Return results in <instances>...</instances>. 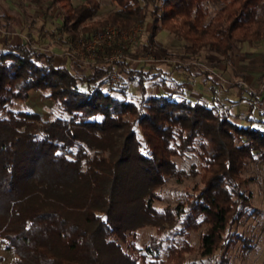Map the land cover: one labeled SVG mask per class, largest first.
<instances>
[{"label":"trees","instance_id":"trees-1","mask_svg":"<svg viewBox=\"0 0 264 264\" xmlns=\"http://www.w3.org/2000/svg\"><path fill=\"white\" fill-rule=\"evenodd\" d=\"M111 1L117 9L98 19L94 18L100 6L91 1L73 5L72 0H51V5L62 10L60 30L75 39L107 26L143 25L150 15L151 33L133 56H148L154 47L162 58L174 57L156 44L161 30L186 42L183 55H175L182 59L198 57L205 49L230 57L238 44L264 41V0ZM0 18L6 19L8 28L11 20L4 13ZM50 37H55L54 30L30 38L42 43ZM192 65L175 68L192 71L198 66ZM117 68L120 75L138 79L142 92L138 104L104 89L108 73L104 67L79 72L25 41L0 50V242L17 255L11 264H106L101 248L112 244L108 237L126 236L112 214L114 199L130 188L131 183L119 185V172L125 167L142 181L141 225H154L162 234L166 223L178 220L180 231L174 235L202 231L198 247L203 256L230 249L237 241L248 248L231 228L261 213L246 192L250 178L241 172L247 162L264 159V128L254 125L264 126V121L247 119L248 124L241 125L219 105L171 94L147 95L146 81L156 77L151 70L132 68L127 60L118 61ZM196 68L197 77L213 78ZM32 91L54 102L59 116L44 120L35 112H15V103L26 102ZM125 91L119 88L123 95ZM251 96L260 108L264 106V97ZM30 152H35L34 161L49 174V181L75 182V192L83 199L75 216L29 197L35 176H23L21 166L32 162ZM191 153L198 159L192 170L200 176L201 186L177 205L157 211L153 204L157 190L169 178L183 180L174 158ZM128 248L136 250L133 243ZM192 250L186 240L173 237L167 247L153 240L145 253L136 258L124 253V258L130 264L141 259H150L148 264H185V253Z\"/></svg>","mask_w":264,"mask_h":264},{"label":"rangeland","instance_id":"rangeland-1","mask_svg":"<svg viewBox=\"0 0 264 264\" xmlns=\"http://www.w3.org/2000/svg\"><path fill=\"white\" fill-rule=\"evenodd\" d=\"M43 1L44 3L40 5L34 0H0V15L4 13L12 21L9 26L10 33L6 34L7 29H4V26L7 21L0 18V38L11 37L13 33H17L21 37H38L41 33L54 30L55 37L47 38L45 42L40 43L42 47L48 50H55V47L52 46L56 42V36L60 33L64 35L66 40L69 38L75 39L71 34L60 30L63 25V15L59 5H51V0ZM85 1L94 2L100 6V10L94 19L103 18L109 12L117 9V5L111 0H72L73 5ZM209 7L212 11H215L210 4ZM152 20L153 18L148 15L142 25V34L134 43L129 45L125 50L126 53L123 52L126 60L135 65L138 63L134 59L138 58L154 57L162 59L159 62L140 63L138 65V68L142 67L144 71L151 70L156 75L155 78L146 81L147 95L171 94L177 99L184 97L195 102L219 105L221 110L228 109L231 119L241 125L248 124L247 117L264 120V116H260L257 108L251 109L247 100L251 97L248 92L257 94L264 88V41L254 44H238L230 57H224L210 49H205L198 57L182 59L175 57V55H183L186 42L167 30H161L156 36V44L165 48L169 53H174V57L162 58L156 53L154 47H151L152 53L149 52L148 56L142 54L133 56L132 54L142 50V45L146 43L147 37L151 33ZM57 39L59 40L56 42L58 47L65 49L64 42L66 40L64 38ZM4 48L5 46L1 41L0 50ZM48 50L43 52L51 54V50ZM57 58L61 60L60 63L68 64L76 71L89 73L92 70L89 67L75 64V61L66 56H57ZM185 63L198 65L196 67L208 71L213 78L204 80L203 75L197 77L194 72L199 70L196 67H192L191 72L175 68L176 64L182 65ZM120 76V85L111 86L105 83L103 85L104 89L112 90L114 94L138 104L142 99L138 79L131 80L125 74ZM120 87L125 88V95L119 92ZM242 91H245V93ZM242 93L244 94L242 95ZM242 96L245 98H241ZM13 109L15 112L38 113L44 120H52L59 116L58 106L45 98L44 94L39 91L30 92L29 99L26 102L17 101ZM254 125L264 128L263 125L258 123H254ZM35 156V152H30L29 158L32 159V162H27L21 166L23 176H35L34 188L28 193L29 197L34 200L37 198L43 199L46 201L47 206L61 209L69 216H75L79 210L78 204L83 201L78 195V191L75 192V182L67 184L68 182L63 178L49 181L47 179L49 174L43 170L41 164L34 161ZM174 160L178 169L183 172V180L178 182L173 178H169L157 190L158 198H155L153 202L157 211L162 212L167 207L171 208L177 205L193 194L196 186H201L200 176L192 170L194 163H198L197 157L191 153L184 158L175 157ZM241 174L243 177L250 178L246 192L251 196L252 206L259 209L261 213L233 225L231 232L240 235L249 246L246 248L244 242L237 241L230 249L221 248L210 256H203L198 247L199 235L202 231H189L182 236L180 234L174 235L175 232L180 231L178 220L173 225L166 223V229L163 230L162 234H159L157 227L154 225H141L140 204L144 198V194L140 190L142 181L136 172L125 167L124 170L119 172V185L124 184L127 186L128 183H131L130 188L125 192V195H119L118 198L114 199L116 207L112 214L116 220L120 221L122 229L126 231V236L124 238L121 235L108 237L107 240L113 242L101 248V257L104 262L106 264H130L124 258V253L136 258L139 253H145L144 250L151 241H161L163 246L167 247L174 237L176 240L182 238V240H186L193 245V250L185 253V264H264V159L258 162H247ZM119 185L117 186L118 189H120ZM29 186L31 188V185ZM38 187H42L44 190H38ZM130 243L135 245L136 250L131 252L128 250ZM163 255L165 257V253ZM16 258L15 252L8 250L6 245L0 242V264H11ZM148 262L141 259L139 264H148Z\"/></svg>","mask_w":264,"mask_h":264},{"label":"built area","instance_id":"built-area-1","mask_svg":"<svg viewBox=\"0 0 264 264\" xmlns=\"http://www.w3.org/2000/svg\"><path fill=\"white\" fill-rule=\"evenodd\" d=\"M143 32V26L138 24L131 28L121 29L115 26H107L100 32L91 33L78 39L69 38L66 40L63 34H58L55 38H64L66 41L65 49L59 48L58 44L53 49H45L40 43L34 42L29 36H23V40L32 48L40 51H50L55 56H66L75 61V64L91 69L96 67H104L108 70L106 75V84L117 86L121 84V76L117 68V62L126 60L124 51L130 44L134 43ZM52 42V41H51ZM61 42H63L61 40ZM51 44V43H49ZM162 59L154 57H143L134 59L138 64L159 62Z\"/></svg>","mask_w":264,"mask_h":264},{"label":"crops","instance_id":"crops-1","mask_svg":"<svg viewBox=\"0 0 264 264\" xmlns=\"http://www.w3.org/2000/svg\"><path fill=\"white\" fill-rule=\"evenodd\" d=\"M12 22V21H11ZM4 29H7L8 30V32L6 31L5 33L6 34H9L10 32H9V27L8 28H5V26H4ZM3 42V46H5L6 47V45L8 44V43H11V44H18V43H21V42H23L24 40H23V38L20 36V35H18L17 33H13V35L10 37V36H7V38L5 37V39H3V38H0V42ZM5 49V48H4ZM56 58H57V56H56ZM57 61H58V63H60L61 62V60H59V58H57ZM63 63V62H62ZM130 63V65H131V67L132 68H138L139 66V64H133L131 61L129 62ZM191 72V71H190ZM245 91H247V90H245ZM245 91H242V92H244L245 93ZM244 93H242V95L244 94ZM249 94H250V96H251V93H253V92H248ZM253 94H255V95H257V96H259V99L260 98H263L264 97V88L263 89H261V91L259 92V93H253ZM241 98H245L244 96H242ZM253 99V97L251 96L250 98H248L247 100L249 101V103H250V106H251V109L253 110V108L255 107V108H257L258 109V113L260 114V116H264V115H262V114H264V106L262 107V108H260L259 107V105L260 104H256L255 103V101H253L252 100ZM263 105H264V103H263ZM247 119H257V118H248L247 117ZM259 120H260V118H259ZM262 121H264V120H262Z\"/></svg>","mask_w":264,"mask_h":264}]
</instances>
